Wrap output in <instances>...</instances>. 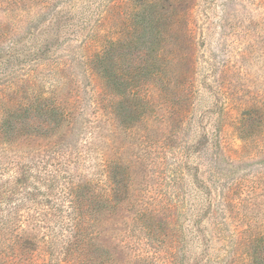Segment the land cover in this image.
<instances>
[{
	"label": "rangeland",
	"instance_id": "rangeland-1",
	"mask_svg": "<svg viewBox=\"0 0 264 264\" xmlns=\"http://www.w3.org/2000/svg\"><path fill=\"white\" fill-rule=\"evenodd\" d=\"M11 97L32 110L6 136ZM48 166L118 208L99 226L116 264H246L242 244L264 236V0H0V216L17 211L14 234L63 235Z\"/></svg>",
	"mask_w": 264,
	"mask_h": 264
},
{
	"label": "trees",
	"instance_id": "trees-1",
	"mask_svg": "<svg viewBox=\"0 0 264 264\" xmlns=\"http://www.w3.org/2000/svg\"><path fill=\"white\" fill-rule=\"evenodd\" d=\"M105 77L106 79L103 81L112 85L113 79L108 78L107 74ZM120 79L122 80L123 78ZM128 81L132 82L133 80L130 78ZM129 86L136 87V89L139 87L136 85L133 86L132 83ZM129 91L131 94L136 90L124 89L121 97L125 98ZM42 101L48 102L47 99H43ZM6 102L11 106L6 109L2 108L1 121L2 131L5 132L3 134L9 136V134H15L20 131L14 129V126L11 124L12 121L22 115V118L29 116L32 105L16 106L17 101L15 97L9 98ZM36 108L37 112H40L41 115L55 113L54 118L61 119L62 123L67 121L70 115V111L63 110L58 105L46 106L44 104L41 107L37 105ZM49 125L45 126V130L47 132L51 131V136L62 129V127L60 128V124H57L55 128H51ZM29 129H32V127L30 126ZM31 137L28 133L23 137H16L11 142H6L5 145L7 147H13L21 139H29ZM104 167L106 168L107 166ZM42 168L46 174L44 180L52 186L60 187L63 192V199L62 202H59V207H56L57 213L54 219L58 217L59 219L57 221H63L65 223L63 226L65 231H63L64 233L61 237L51 234L52 229H48L43 233L41 238L38 234H29L28 230L24 229H22L21 234H14L11 225H15L17 222V211L13 209L7 212L6 215L2 213L0 216V264H53L55 258H57L55 264H116L113 256L109 254L99 241V226L102 217L107 214V211L112 210L113 212L118 209L112 204L105 190L99 189L98 184L92 185L90 181L78 184L74 183L71 179L67 180L64 186L59 180L61 170H48L49 166ZM18 182L19 179L14 185H18ZM4 190V197L9 201L15 195V186H9L8 184ZM48 190L51 189L48 188ZM45 223L48 227H52L53 221L50 219L45 221ZM55 225H57V222ZM43 227L41 223L34 224L33 222L32 228L38 231L39 234ZM15 228H17L16 225ZM263 244L264 236L253 237L244 241L242 246L245 248L246 264H264V256L257 257L253 252L261 249ZM36 251L38 252L35 254Z\"/></svg>",
	"mask_w": 264,
	"mask_h": 264
}]
</instances>
